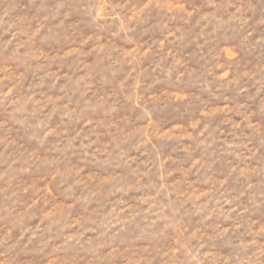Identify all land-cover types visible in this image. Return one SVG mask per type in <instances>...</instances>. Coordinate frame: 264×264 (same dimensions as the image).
Returning a JSON list of instances; mask_svg holds the SVG:
<instances>
[{"label": "rangeland", "instance_id": "rangeland-1", "mask_svg": "<svg viewBox=\"0 0 264 264\" xmlns=\"http://www.w3.org/2000/svg\"><path fill=\"white\" fill-rule=\"evenodd\" d=\"M0 264H264V0H0Z\"/></svg>", "mask_w": 264, "mask_h": 264}, {"label": "clouds", "instance_id": "clouds-1", "mask_svg": "<svg viewBox=\"0 0 264 264\" xmlns=\"http://www.w3.org/2000/svg\"><path fill=\"white\" fill-rule=\"evenodd\" d=\"M143 10H140V12H142ZM139 14V12H134L133 13V17L135 16V15H138ZM96 15L99 17V16H103L104 15V10L101 8V9H97L96 10Z\"/></svg>", "mask_w": 264, "mask_h": 264}]
</instances>
